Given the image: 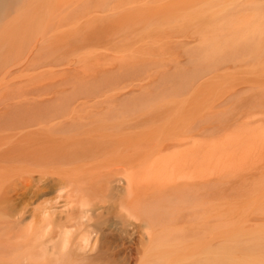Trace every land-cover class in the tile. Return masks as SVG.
I'll return each mask as SVG.
<instances>
[{
    "label": "bare ground",
    "instance_id": "6f19581e",
    "mask_svg": "<svg viewBox=\"0 0 264 264\" xmlns=\"http://www.w3.org/2000/svg\"><path fill=\"white\" fill-rule=\"evenodd\" d=\"M23 1L0 0V23ZM198 18L232 28L216 54L264 34V0H198ZM137 71L0 100V264H198V109Z\"/></svg>",
    "mask_w": 264,
    "mask_h": 264
},
{
    "label": "rangeland",
    "instance_id": "374dc122",
    "mask_svg": "<svg viewBox=\"0 0 264 264\" xmlns=\"http://www.w3.org/2000/svg\"><path fill=\"white\" fill-rule=\"evenodd\" d=\"M111 1L24 0L10 10L0 100H61L136 63L138 77L151 75L147 89L198 109V264H264V34L209 54L207 41L232 28L200 21L198 0Z\"/></svg>",
    "mask_w": 264,
    "mask_h": 264
}]
</instances>
